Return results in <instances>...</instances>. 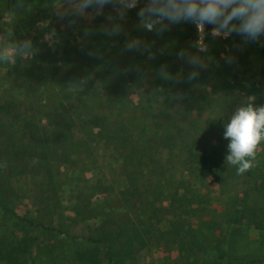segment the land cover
<instances>
[{"label": "rangeland", "instance_id": "rangeland-1", "mask_svg": "<svg viewBox=\"0 0 264 264\" xmlns=\"http://www.w3.org/2000/svg\"><path fill=\"white\" fill-rule=\"evenodd\" d=\"M143 3L140 0L119 21V34L104 32L103 38L111 42L110 59L102 71L110 87L91 102L92 107L98 104L115 111L123 102L126 116L143 122V133L135 132L133 140L118 136L106 143L70 132L71 146L58 143L41 153L35 148L48 124L56 119L62 122V116H50L44 109L51 100L62 99L51 98L44 81L56 69L64 48L73 52L89 43L88 29L61 35L51 25V12L39 7L12 9L10 0H0V33L11 29L14 39H31L35 49L28 60L0 64V110L5 103L18 109L13 116L30 110L32 122L39 127L32 138L34 150L23 151L18 158L4 156L14 143L23 141V134L9 130L0 136V187L7 189L13 211H0V239L18 244L27 264H109L108 243L97 241L101 234H116L125 226L140 232L148 227L152 234H143L146 246L135 244L133 254L121 264H264V229L253 224L264 220V145L255 167L237 175L236 168L226 163L228 141L223 137L228 118L247 98L254 97L255 106L264 105V36L247 43L235 33L214 38L213 26L206 25L208 49L197 53L192 44L198 32L190 22L172 25L162 33L141 28L137 13ZM10 11L16 14L9 22ZM53 30V40H46L45 35ZM132 39L147 47L128 50L126 43ZM182 50L200 55L206 63L197 69L195 79L188 78L194 66L178 56ZM87 61L80 53L59 68V78L77 87L85 83L94 90L100 83L91 69L83 67ZM162 67L172 80L168 95L162 87ZM31 83L36 92L23 103ZM152 92L159 101L152 112L143 114L140 107L154 97ZM79 98L76 95L72 101ZM81 139L86 140V147L78 144ZM191 152L199 154L198 158L191 157ZM159 161L167 164L163 176L152 168ZM214 161L223 169L218 177L213 174ZM154 187L158 192H152ZM176 187L180 192L189 188L201 198V203L187 208L186 221L203 244V250L190 257L180 243L155 238L157 229L169 228L178 208L166 197ZM147 201L160 210L150 222ZM158 218L162 220L157 222Z\"/></svg>", "mask_w": 264, "mask_h": 264}, {"label": "trees", "instance_id": "trees-1", "mask_svg": "<svg viewBox=\"0 0 264 264\" xmlns=\"http://www.w3.org/2000/svg\"><path fill=\"white\" fill-rule=\"evenodd\" d=\"M18 0H10V6L12 9L19 8H30L39 7L46 12H51V25L57 31V33L63 35L65 32L71 30H81L82 28H87V37L89 40L87 44H81V47L76 48L73 52L64 48L60 58L56 60L55 70L48 72V77L45 79L44 83L46 88H50L51 98L61 97L62 99L56 102L51 100L48 104L44 105V109L49 111L52 115L62 116V122L57 119L53 123H49L43 132L42 141L38 146V151L41 153H46L49 149L53 147L54 144H63L64 146H71L70 135L68 133L76 132L83 137H88L91 142H109L111 139L118 136H128L130 140L132 135H141L144 131L143 122L140 119H134L131 116H126L124 110V103L121 102V106L117 108V111L112 108H105L103 105L96 107L91 106V102L100 97L101 92H107L109 89L107 74L102 71L104 65L109 61L108 47L110 46V40L103 38V27L108 25L109 21L107 17L112 15L114 12L112 5H106L103 9V14L99 16H94L91 19H86L84 17H72L66 16L60 18L54 8L52 7L53 0H23V7L17 6ZM89 12H93V9H88ZM128 12V11H127ZM126 12V13H127ZM74 20V23L70 21ZM81 48V49H80ZM82 51V52H81ZM101 51V52H100ZM98 52L101 54L99 55ZM80 53H83L87 61V66L84 68L91 69L92 73L99 79L100 85L94 90L90 91L91 86L83 83L81 86L65 83L59 78V68L68 65L73 61ZM30 81V80H29ZM172 80L165 79L162 83L163 89L168 92L172 87L170 84ZM169 84V85H168ZM33 84L26 86L27 89V100L23 101L28 103V97L33 95L36 91L32 90ZM93 88V87H92ZM79 95L77 102H73L75 96ZM85 95V96H84ZM153 98L145 105L140 107L141 113H150L155 108V103L159 101L155 97V92H152ZM167 101H171V97L166 98ZM14 104L5 103L1 106L0 116L3 117L0 121V136L9 130L21 132L22 142H17L12 145L10 153L4 156V159L14 156L18 158L22 155L23 151H28L31 153L34 150L32 144L33 136L37 133L39 127L34 124L32 116L30 115V110L26 113L16 114L13 116L17 108H12ZM49 118H52L50 117ZM57 117V116H56ZM55 117V118H56ZM8 120L5 122L3 119ZM54 118V117H53ZM15 120V121H14ZM155 118L150 117V121L155 123ZM49 130V131H48ZM75 134V133H74ZM194 135L193 133H190ZM137 136V135H136ZM134 138V137H133ZM183 143V142H182ZM81 147H86V140H82L78 143ZM192 153V152H191ZM199 154L192 153L191 157L198 158ZM216 160V159H215ZM13 161V160H11ZM157 166V167H156ZM153 165L152 168H157L156 173L158 175H164L167 169V164L159 161L157 164ZM215 170L213 174L218 177V175L223 172V169L219 165V162L214 161ZM160 173V174H159ZM150 190L145 193H149ZM152 192H158L157 188H152ZM127 197H130L126 194ZM167 200H173L178 204V208L173 212L172 219L169 220V228L161 231L157 229L155 232V238L165 239L169 238L171 241L178 242L181 245V250L187 255V257L194 256L203 250V244L199 241L195 234V229L186 221L187 208L190 205L201 203L200 194L198 192H192L189 188L183 187L182 192H180L179 187H176L174 192L170 194ZM142 201L146 200V196L142 194ZM146 213L148 215L147 221H152L155 212L158 213L160 210H156L155 205L147 201L145 204ZM0 211L4 214H9L13 212L9 207V195L7 189L0 187ZM20 221L27 222L31 225L36 226L32 220L19 217ZM162 218H158L157 222H160ZM253 224L255 227L264 229V220L261 218L254 220ZM41 225V224H37ZM144 228V226H143ZM133 230V231H132ZM144 232L137 231L128 226H125L121 232L113 234L111 232L103 233L100 235L99 240L108 243L107 252L109 264H121L127 258H129L134 251L135 244H139L140 248L146 246L143 234L150 236L152 232L148 227L143 229ZM0 264H27L23 258V254L19 248V245L13 243V241H6L0 239Z\"/></svg>", "mask_w": 264, "mask_h": 264}, {"label": "clouds", "instance_id": "clouds-1", "mask_svg": "<svg viewBox=\"0 0 264 264\" xmlns=\"http://www.w3.org/2000/svg\"><path fill=\"white\" fill-rule=\"evenodd\" d=\"M140 0H53L52 7L60 18L66 16L91 19L103 14L106 5H112L116 16L107 17L109 24L102 26L108 35L122 31L119 21L125 19L126 12L136 8ZM23 7V0H18ZM93 9L89 12L88 9ZM10 11L6 19L10 22L15 16ZM141 28L162 33L172 25L190 22L196 26L198 39L192 44L197 53L206 52V25H212V37L227 38L233 33L243 37L244 42L259 41L264 36V0H144L137 13ZM72 20L70 23H74ZM54 30L45 35L52 41ZM143 42L139 39L127 41L128 50L140 49ZM143 47H147L143 45ZM35 54L31 39H14L13 30L0 33V64H15L17 58L28 60ZM181 59L194 66L189 73L190 80L197 78L199 71L206 67L204 59L198 54L186 51L178 53ZM161 76L170 79L165 67ZM254 97L247 98L228 118L223 137L228 141L226 163L236 168L237 175H243L255 167L258 151L264 145V105L255 106Z\"/></svg>", "mask_w": 264, "mask_h": 264}]
</instances>
